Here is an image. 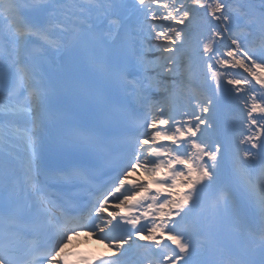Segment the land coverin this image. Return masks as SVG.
<instances>
[{"label": "snow or ice", "instance_id": "snow-or-ice-1", "mask_svg": "<svg viewBox=\"0 0 264 264\" xmlns=\"http://www.w3.org/2000/svg\"><path fill=\"white\" fill-rule=\"evenodd\" d=\"M74 255L264 264V0H0V264Z\"/></svg>", "mask_w": 264, "mask_h": 264}, {"label": "bare ground", "instance_id": "bare-ground-1", "mask_svg": "<svg viewBox=\"0 0 264 264\" xmlns=\"http://www.w3.org/2000/svg\"><path fill=\"white\" fill-rule=\"evenodd\" d=\"M152 57H149V59H151ZM135 175V174H134ZM81 235L83 236V237H80L79 239H72L71 240V242L68 244V246L67 247H70L72 244L73 245H76V244H83V245H89L90 243H94V245L95 246H97V247H100V248H102V249H104V250H107L108 251V248L106 247V245L105 244H103V243H101L100 241H98L96 238H94V237H89L88 235H87V233H81ZM80 235V236H81ZM72 245V246H73Z\"/></svg>", "mask_w": 264, "mask_h": 264}]
</instances>
